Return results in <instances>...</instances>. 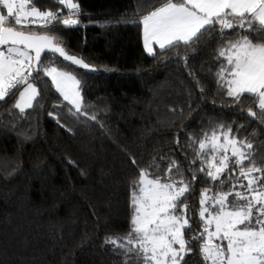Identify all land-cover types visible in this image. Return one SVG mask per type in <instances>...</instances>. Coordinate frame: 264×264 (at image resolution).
I'll return each instance as SVG.
<instances>
[{
    "label": "trees",
    "instance_id": "trees-1",
    "mask_svg": "<svg viewBox=\"0 0 264 264\" xmlns=\"http://www.w3.org/2000/svg\"><path fill=\"white\" fill-rule=\"evenodd\" d=\"M75 2L80 25L57 24L47 34L97 69L55 58L54 66L79 79L87 118L69 111L46 77L24 113L14 108L18 91L0 101V264H125L105 240L128 232L130 185L139 168L165 157L163 169L175 159L191 180L188 138L201 139L221 125L251 142L257 165L264 166V113L251 96L234 101L219 88L215 33L149 56L137 20L160 0ZM35 3L61 9L56 0ZM197 176L188 200L194 221L199 192L208 186ZM186 260L202 264L198 248Z\"/></svg>",
    "mask_w": 264,
    "mask_h": 264
},
{
    "label": "snow or ice",
    "instance_id": "snow-or-ice-1",
    "mask_svg": "<svg viewBox=\"0 0 264 264\" xmlns=\"http://www.w3.org/2000/svg\"><path fill=\"white\" fill-rule=\"evenodd\" d=\"M56 2L61 9L53 11L42 10L35 0H0V101L18 91L14 108L24 113L33 107L37 83L46 77L71 106L69 111L87 118L79 79L54 66L55 58L97 69L47 34L57 24L65 30L79 26L81 5L75 0ZM137 22L149 56H155L157 48L163 52L191 46L205 33H215L221 40L214 57L219 88L234 101L251 96L264 113V0H160ZM248 115L257 113L249 109ZM188 139L191 180L175 159L163 169L165 157L140 167L130 185L128 232L109 236L105 243L123 254L125 264H188L186 257L194 247L202 264H264V166L257 165L253 144L223 125L201 139ZM197 173L208 186L199 192L194 221L188 200ZM186 233L193 234L186 238Z\"/></svg>",
    "mask_w": 264,
    "mask_h": 264
},
{
    "label": "water",
    "instance_id": "water-1",
    "mask_svg": "<svg viewBox=\"0 0 264 264\" xmlns=\"http://www.w3.org/2000/svg\"><path fill=\"white\" fill-rule=\"evenodd\" d=\"M57 58H59V57H57ZM61 60H62V58H60ZM62 62H64L65 64H69V62H66V61H63L62 60ZM75 68H79V67H77V66H74Z\"/></svg>",
    "mask_w": 264,
    "mask_h": 264
},
{
    "label": "rangeland",
    "instance_id": "rangeland-1",
    "mask_svg": "<svg viewBox=\"0 0 264 264\" xmlns=\"http://www.w3.org/2000/svg\"><path fill=\"white\" fill-rule=\"evenodd\" d=\"M145 49V48H144ZM146 51V50H145ZM147 53V52H146Z\"/></svg>",
    "mask_w": 264,
    "mask_h": 264
},
{
    "label": "crops",
    "instance_id": "crops-1",
    "mask_svg": "<svg viewBox=\"0 0 264 264\" xmlns=\"http://www.w3.org/2000/svg\"><path fill=\"white\" fill-rule=\"evenodd\" d=\"M143 40V39H142Z\"/></svg>",
    "mask_w": 264,
    "mask_h": 264
}]
</instances>
